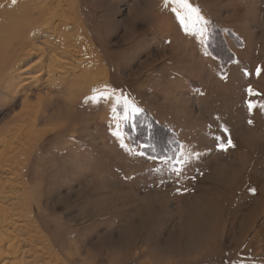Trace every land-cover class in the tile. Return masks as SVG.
Masks as SVG:
<instances>
[{
    "label": "rangeland",
    "instance_id": "374dc122",
    "mask_svg": "<svg viewBox=\"0 0 264 264\" xmlns=\"http://www.w3.org/2000/svg\"><path fill=\"white\" fill-rule=\"evenodd\" d=\"M188 3L203 20L185 32L176 0H78L66 19L87 49L50 78L31 55L0 99V206L23 264H264V152L238 147L262 132L240 131L241 97L228 94L264 63V0ZM61 72L94 84L47 122L62 103L38 96L59 95ZM106 90L128 98V121Z\"/></svg>",
    "mask_w": 264,
    "mask_h": 264
},
{
    "label": "bare ground",
    "instance_id": "6f19581e",
    "mask_svg": "<svg viewBox=\"0 0 264 264\" xmlns=\"http://www.w3.org/2000/svg\"><path fill=\"white\" fill-rule=\"evenodd\" d=\"M77 11L78 0H15V3L13 0H0V99L22 83L23 80L20 78L22 74L18 72L23 73L28 70L27 68L22 69V65L31 55L38 54L40 57L42 56L43 60L46 59L44 71H47L50 78L57 68L71 65V61L78 58L74 51L82 52L87 49L86 43L76 38L75 28L69 29L70 24L66 19L68 16L73 17ZM52 37H57L56 39L60 40L52 41ZM42 38H44L43 44L47 47L46 50V47L43 49L38 47L39 40ZM61 45L64 48H61ZM94 61L97 65V73L98 71L101 73L100 64L97 60ZM60 74L59 95L56 97L53 91L48 90L44 95L42 93L43 96H38V100L44 103L45 108L51 107L55 98H60L58 101L62 103L60 112L50 115L47 122H52L57 114L61 115L62 109L63 111L70 110L71 96H81L85 93V89L87 90L90 85L94 84L93 77L82 72L81 74L64 72ZM25 89H29V87ZM34 92L30 91L26 97L27 100ZM67 113L70 116V111ZM4 211V208L0 206V264H23L26 261L25 252L21 251L20 247L17 248L18 240L8 229L9 227L7 228L8 215H5ZM207 216L198 218L197 224H204ZM16 220L18 221V219ZM10 226H13L12 222H10ZM30 230L34 232L35 228L31 227ZM35 238L38 239V236L35 235ZM33 240L34 237L31 241Z\"/></svg>",
    "mask_w": 264,
    "mask_h": 264
},
{
    "label": "crops",
    "instance_id": "0c3cea01",
    "mask_svg": "<svg viewBox=\"0 0 264 264\" xmlns=\"http://www.w3.org/2000/svg\"><path fill=\"white\" fill-rule=\"evenodd\" d=\"M235 31H240V29L235 28ZM248 45L249 46L245 45L244 47H242L241 51L244 50L245 53H249L251 56V53L255 52L256 47H252L251 42ZM253 55L251 57H253ZM260 55H264V51ZM253 61H252V64L250 63L251 67L253 66L252 70L244 69L242 79L246 81V83L248 81H254L255 79H257L256 86L254 87L252 84H246V83L242 84V82L239 81V84L241 85L239 87H236V86L233 87L231 89V92H229L228 94L233 96L234 98L237 95L241 97V100L239 101V103H240V107L241 108L243 107L244 112H245V113L241 112V115L242 114L245 115L244 121H245L246 127L242 125L240 131H261L262 132V135L260 133L259 134L260 137H258L259 139L256 138V141H251L249 139L248 140L243 139L241 143L239 142L238 147L243 152H247V151L254 152V151H260V150L261 152L262 151L264 152V108L260 107L261 105H264V63L256 62V60H253ZM258 67L261 69V73L259 75L256 74V69ZM246 70L251 71L252 74ZM245 73H248V74L245 75ZM251 75L254 79L251 77ZM249 88H251L254 93H259V95H250L248 92ZM242 92H243V96H241ZM249 101H251L252 104L254 105L251 111H249V108H248ZM224 114H225V111H224ZM249 121H251V123H249ZM257 122L260 123L259 128H258ZM250 125L252 126V128H249ZM232 143L235 145L234 142ZM255 146L257 147L255 148ZM253 157H254V154H251V157L249 156V158L248 156L245 157V158L250 159V161H247V165L250 167L254 165ZM261 158L264 159V156H261Z\"/></svg>",
    "mask_w": 264,
    "mask_h": 264
},
{
    "label": "snow or ice",
    "instance_id": "6c2138e0",
    "mask_svg": "<svg viewBox=\"0 0 264 264\" xmlns=\"http://www.w3.org/2000/svg\"><path fill=\"white\" fill-rule=\"evenodd\" d=\"M179 8H182L184 10H186L184 15H181L179 12H177V18L180 21V24L183 26L184 31L187 32L189 30L190 25L192 24V18H193V14H195L196 16V20L200 21L203 20V17L200 16V9L199 8H192L190 6V4L188 3V0H176ZM13 3H15V0H13ZM173 11H176V9H173ZM201 37H202V43H206L207 42V35H206V30H201ZM261 73V69L258 67L256 69V74L259 75ZM248 73H245V75H247ZM248 92L250 95H259V93H254L252 91L251 88L248 89ZM105 98L107 99H112L113 97H115V104L119 105L121 103V101L123 100L124 103V115H123V119L125 121H128L130 116H129V105H128V98L126 96H124L123 94H121L120 96H115L114 92H109L106 90L105 94H104ZM254 107V105L252 104L251 101L248 102V108L249 111H251V109ZM260 107L264 108V105H261ZM112 113H113V118L115 119V113H116V107H113L111 109ZM142 111V109H139L137 107H131V113L133 114H139ZM249 123H251V121H249ZM219 139V138H217ZM227 146L228 147H235V145L232 143L231 139L229 138L227 140ZM220 147L223 150H226V147L224 144H221ZM174 173L179 176L181 173L180 169H173ZM250 191H252L253 193H255V189H250Z\"/></svg>",
    "mask_w": 264,
    "mask_h": 264
},
{
    "label": "trees",
    "instance_id": "16d2710c",
    "mask_svg": "<svg viewBox=\"0 0 264 264\" xmlns=\"http://www.w3.org/2000/svg\"><path fill=\"white\" fill-rule=\"evenodd\" d=\"M145 137H147L146 135H144V134H142V133H140V135L138 136V140H142L143 141V139L145 138Z\"/></svg>",
    "mask_w": 264,
    "mask_h": 264
}]
</instances>
